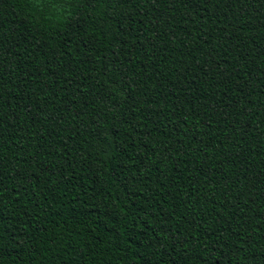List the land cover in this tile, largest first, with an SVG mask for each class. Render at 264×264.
<instances>
[{"label": "trees", "instance_id": "16d2710c", "mask_svg": "<svg viewBox=\"0 0 264 264\" xmlns=\"http://www.w3.org/2000/svg\"><path fill=\"white\" fill-rule=\"evenodd\" d=\"M0 264H264V0H0Z\"/></svg>", "mask_w": 264, "mask_h": 264}]
</instances>
